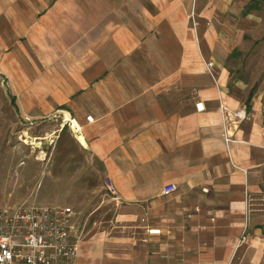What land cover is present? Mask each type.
Masks as SVG:
<instances>
[{"label": "crops", "instance_id": "crops-1", "mask_svg": "<svg viewBox=\"0 0 264 264\" xmlns=\"http://www.w3.org/2000/svg\"><path fill=\"white\" fill-rule=\"evenodd\" d=\"M259 63L264 0H0L4 98L39 126L17 136L56 145L67 113L102 176L67 207L75 264H264ZM105 175L119 201L98 230Z\"/></svg>", "mask_w": 264, "mask_h": 264}, {"label": "rangeland", "instance_id": "rangeland-1", "mask_svg": "<svg viewBox=\"0 0 264 264\" xmlns=\"http://www.w3.org/2000/svg\"><path fill=\"white\" fill-rule=\"evenodd\" d=\"M258 66L263 67L264 64L259 63ZM4 90L5 86L0 81L3 105L0 124V207L73 206L72 209L78 212L76 208L90 197L86 187L95 182L99 184L102 176L92 168L91 158L68 130L60 134L58 142L49 152L43 149L47 143L40 141L42 137L49 136L43 131L38 132L39 137L35 139L18 137L23 130L28 131L29 127L39 130V126L34 127L33 123L21 120L9 99L4 98ZM59 120L62 123V119ZM93 194L97 201L94 199L91 204L101 206L96 214V227L98 230L107 229L111 225L115 203L103 199L100 192Z\"/></svg>", "mask_w": 264, "mask_h": 264}, {"label": "built area", "instance_id": "built-area-1", "mask_svg": "<svg viewBox=\"0 0 264 264\" xmlns=\"http://www.w3.org/2000/svg\"><path fill=\"white\" fill-rule=\"evenodd\" d=\"M212 62L206 63V69L213 77ZM214 78V77H213ZM198 109H202L197 104ZM219 110L222 116L225 143L232 141L233 118L223 104ZM239 117L238 113L236 114ZM242 115L241 118H243ZM64 116H62V121ZM32 124L29 117L23 119ZM92 121L91 116L86 117ZM74 120H64L70 128ZM72 132L73 129L71 128ZM80 132V130H79ZM75 137V133L73 132ZM44 136L40 141L46 142ZM53 149L54 142H47ZM42 153V151H40ZM234 169L239 167L232 163ZM104 192L102 198L118 203L119 197L111 179L105 175L102 179ZM177 190L174 183L165 184L161 193L169 196ZM70 224V209L57 206H30L28 208L0 207V264H75L77 244L68 241ZM122 228L121 230H123ZM151 234L158 233L157 229L148 230ZM245 241L243 235L239 244Z\"/></svg>", "mask_w": 264, "mask_h": 264}, {"label": "bare ground", "instance_id": "bare-ground-1", "mask_svg": "<svg viewBox=\"0 0 264 264\" xmlns=\"http://www.w3.org/2000/svg\"><path fill=\"white\" fill-rule=\"evenodd\" d=\"M65 118H66V120L69 119V115L67 113H65ZM72 124L73 125L71 126V128L73 129V132L75 133L76 140L78 141V143H80V145L84 146L85 145V141H84L82 135L79 133L76 124L74 122Z\"/></svg>", "mask_w": 264, "mask_h": 264}]
</instances>
